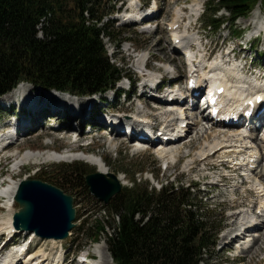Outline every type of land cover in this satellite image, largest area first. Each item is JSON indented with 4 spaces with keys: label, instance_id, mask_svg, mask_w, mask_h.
<instances>
[{
    "label": "rangeland",
    "instance_id": "1",
    "mask_svg": "<svg viewBox=\"0 0 264 264\" xmlns=\"http://www.w3.org/2000/svg\"><path fill=\"white\" fill-rule=\"evenodd\" d=\"M128 1L129 0H98L102 9L106 12L115 11L113 16L108 15L104 20L105 24L109 27L108 31L113 35V37L103 36V41L108 49L109 57L111 61L119 67L123 74H127L132 79L139 80L141 69H138L137 66L143 65L145 62H148V67L150 69L159 71V74L165 77L171 75L172 78H175L177 76L175 75L177 70L184 69L186 64L180 54L175 51L167 28L168 25L176 20L177 15L181 11L183 16H185V21L181 30L185 29L182 31V34L187 36V40H185L187 43H195L197 45L196 49L199 50L201 49V45L204 47L206 46L207 52H214L215 57H222L220 55H225L226 51L236 48V52L240 58H244L243 63H247V70L251 72V64H253L252 70L259 67L264 69V34L258 40H253L250 44H246L253 28L251 26L247 28V23H244L243 19L237 20L233 24L223 25L216 33L208 30L205 24L209 21V18L207 14L208 11L205 12V9L207 5L210 4L211 0H157L159 7L162 10V16L160 19H157L156 22H163V24H160L158 27L153 23L150 26H137L134 23L123 25V22H126V18L124 14H119L117 16V12L121 9L123 3L126 5ZM259 4H261L258 7H260L259 11L263 14V16L261 15V18L264 22V3L260 2ZM148 5H153V1H147L145 6ZM135 14H138V12L135 11L134 15ZM116 16L120 17V19H116ZM218 16L227 19L229 14L227 11L222 10ZM133 20L134 18L131 21ZM189 25L191 26L188 27ZM187 28H189L188 31ZM147 30L150 31V33L146 32ZM239 30H242L243 34L246 33V35L237 38L235 32ZM254 31L257 32L256 30ZM39 36L42 37L41 34H39ZM143 59H145V61H143ZM137 71H139V73H137ZM171 72L173 73L171 74ZM185 78L186 76L183 75L180 82L185 83ZM168 80L170 81V79ZM119 86H123L127 89L128 79L125 78L121 80L116 88H119ZM136 87L135 89L131 88L132 91H135L129 94V102L123 106L124 100L122 97V99L115 105L116 110L124 108V110L132 112L133 114H139L143 117H153L158 120L159 123H162L166 116L172 115V118L174 116L177 117L175 111L180 109L179 105L167 106L169 108L162 107L164 111L160 110L161 112L155 109H153L155 111H152L150 109L152 106L149 105L150 103L153 104L152 102L146 101L145 99H137L138 90H136ZM31 90L38 92V95H41L38 99L39 104H43L46 99L50 100V97L45 95L44 91L38 90V88L35 89L33 86ZM98 97L99 96H94L91 99L94 100ZM108 98L109 101L105 107L111 105L109 94ZM153 105L158 106L159 103ZM98 107L101 106L98 105ZM168 109L175 111H173V114L171 113L169 115L170 112ZM9 115L10 113L8 111L0 108V121H4ZM62 118L63 116H56L50 121L47 115L42 116L40 118L42 124L41 127L34 129L28 135H24L13 147L12 152L7 153L8 155L12 154L14 157L8 158V155L6 154L7 159L3 161V165L0 168V189L2 185L6 188L10 183L16 181L19 182L26 178L45 180L47 177H50L61 180L65 172L70 173L72 171L68 168V166L72 164L78 165V169L84 177L89 174L98 173V167L87 162L81 156L67 161L51 160L48 159L47 156L38 160H35L34 158V160L22 169L18 168L20 171H17L16 169L18 167L16 161L21 157V154H23L24 151L30 149L33 151L40 150L41 152L50 151L48 153H51L52 151L64 153L71 150L70 147L74 146V142H76L77 139L82 138L83 140L80 141L79 145L83 146L82 148L84 149L87 147L89 149L87 153L90 154L91 152L92 154L105 155L104 158L109 164L110 172L123 178V188L133 187L134 178L138 179V182L141 183L142 186L148 185L150 189H160L163 184L170 185L171 183L187 189L189 185L194 184L195 188L190 191L195 196H199V200H201V197L205 198L203 202L211 205L210 212L208 213L217 214V219H215V216L213 221L218 224L217 227L221 226V229H224L221 232L218 246L216 249L211 250L206 256L207 262H209L208 264H264V240L261 239V241L258 242V238H260V235H262L264 231L263 233H259L256 240L254 239V244L257 242L255 247L259 245L261 248H259L260 252L257 253L258 255L253 258L251 257L249 250L241 253L240 258H235L234 248L231 249V247L227 246L225 249H222L224 240L223 234H227L229 232L228 230L233 228L234 221L236 220L235 217H233V211L237 210L239 207L234 206L242 202H247L249 205H253L254 202L259 204L258 201L260 199L257 197L255 191L253 190V192H251L253 189L252 184L257 181V177L252 175V183L243 187L240 190V194L236 196L237 199H235L232 194L235 187L233 185H239L241 181L240 179H231L230 183L232 186L229 188L223 185L224 179H222L220 184L219 181L223 178L221 176L222 170L218 169V167L221 168V166L220 162L216 161V158L215 160L210 161L207 159L208 162H202V160H200V162L195 165L197 166L198 171L193 170L192 167L194 166L193 162L196 159H201L200 153L202 154V151L205 149L209 150V147L213 146V144H211L213 141H218L214 136L216 137L221 134V130L217 129L211 131L209 128L206 129L200 125L196 127L197 129L195 128L193 130L191 137L179 144V147H182V150L189 154L180 161L176 154L163 155L162 157L159 154V148L137 146L131 141H126L118 136L107 134L105 131H89L88 129H83L75 132L70 131L69 129H63L60 127L56 128L49 125L50 123H53L61 126L63 123L61 121ZM44 131L48 132L50 139L38 137L39 134ZM197 131L200 132L201 136L198 140L191 141L194 138V135L197 134ZM214 131L216 133H214ZM227 131L229 135L234 132H231V130ZM208 133H210V135ZM225 133L227 134L226 131ZM208 135L210 137H208ZM110 146L112 149H109ZM176 148L177 146H172L169 147L168 150H174ZM19 150H21L20 155ZM75 153L82 155L81 151ZM207 165L209 168H207ZM216 182L220 185H214ZM62 183H68L70 187H67L64 191L75 198V208L77 209V219L75 221L76 229L73 230L71 237L63 241L43 240L36 237L35 245H33L30 254L39 258L43 253H46V256L51 257V260L60 259V261L61 257L64 256L69 260L68 264H78L76 259H74L78 253H83L85 255H87L88 252L90 254L94 253L92 254L93 260L91 262L100 259L101 254L106 257V248L103 247V243L106 244L107 251L110 253L106 241L107 234H103L101 240L98 242L94 241L91 236L95 231L94 227L97 225L98 221L107 222L108 232H113L111 213L104 208L106 205L103 202L90 193L89 187L86 185L85 180L83 183L82 178H69L63 180ZM9 199L10 198H3V200H0L1 233L7 232L8 229H10L6 224L8 220L7 218H9L10 215L12 216L18 209L17 204L15 210H10L8 208V204L10 205ZM261 220L262 219H260V222ZM20 239L22 241L21 244H28L27 239L23 242V234L20 235ZM229 250L232 251L228 252Z\"/></svg>",
    "mask_w": 264,
    "mask_h": 264
},
{
    "label": "trees",
    "instance_id": "2",
    "mask_svg": "<svg viewBox=\"0 0 264 264\" xmlns=\"http://www.w3.org/2000/svg\"><path fill=\"white\" fill-rule=\"evenodd\" d=\"M261 1L211 0L206 27L217 32L248 17ZM222 10L227 19L218 16ZM110 13L98 0H0V96L21 82L76 95L113 88L123 72L111 62L103 41V36L113 37L104 22ZM68 168L72 171L61 180L45 181L63 190L70 187L63 180L82 178L84 183L77 164ZM190 190L174 183L150 189L134 178L133 187L104 207L112 215L113 232L98 221L91 237L98 242L107 234L116 264H208L221 226L213 221L217 214L208 213L211 205Z\"/></svg>",
    "mask_w": 264,
    "mask_h": 264
},
{
    "label": "bare ground",
    "instance_id": "3",
    "mask_svg": "<svg viewBox=\"0 0 264 264\" xmlns=\"http://www.w3.org/2000/svg\"><path fill=\"white\" fill-rule=\"evenodd\" d=\"M137 1L138 0H131V2H132L131 5H133ZM259 5H261V4H259ZM259 8L260 7H258L257 9H255L253 11V13H252V15H251L250 18H248L246 20L243 19V22L244 23L246 22L247 25L253 27V31L252 32H255L254 30H256L257 33H259L262 29H264V22H263V20L261 18V14H260ZM133 11L134 12L131 14V16H134L135 11H137L139 13L137 7L134 8ZM178 48H176V49H178ZM221 59H223V56L222 57H217L212 63L209 64V66H213L215 68L214 71H219L220 73L222 71L223 72L224 71H227L231 75L233 74L236 77H239V78L242 79V81L239 82V83H237V84H230L229 85L231 87L230 96L234 97L235 100L237 99V101H240L243 98V96L250 95L253 92V90L256 89V87H259L258 89H260V90H264V83H263L264 81H260V80H258V82L257 81H254V79H253L254 74H253L252 77H250L249 75H247V77H246V75L243 76L242 75V72L240 70L239 65L236 64V63L235 64H232V65H228V66L221 65ZM143 61H145V59H143ZM260 72H262V71H260ZM220 77L221 78H225V76L222 75V74L220 75ZM216 82L217 81L215 80L214 83H216ZM25 86H28V87H25ZM245 86L251 87V90H248V91L247 90L246 91L245 90H242V88H244ZM27 88L31 89L32 86L31 85H28V84H21V85H19L16 88V90L14 91V93L9 98H13V96H17V95L19 97H21L22 94H23V92L26 93L28 91ZM153 100H154V102L159 101V99H157V98H154ZM149 105L152 106L150 108L152 111H155V110H158V111L163 110L164 111V109H163L164 107L173 106V105H179V104H178V99H177L176 103H173V104H167L165 102H161V103H159L158 106L153 105L151 103ZM153 109H155V110H153ZM173 111H175V110H173ZM173 111L172 110H169V112H170L169 115L171 113L173 114L174 113ZM61 112L62 111H59L58 108L57 109H53V108L52 109L51 108L48 109L47 106H43V105H41V108L40 109L38 107H36L31 112H29V113H31L30 116L22 123L23 129H24V131L26 130L28 132L32 128H34L35 126L39 125V120H40V118L42 116L52 115V114L57 115V114H60ZM71 114H74V113H71ZM175 114L177 115V117L174 116L173 119H172V122H173V125H175L178 128L179 127L178 124L180 123L179 122V119H180L179 118V114L180 113H175ZM80 115H83V116H88L89 115L88 110H86V108H84L83 105H82V110H81V114ZM171 116H166V117H171ZM182 116H183V114H182ZM191 120H192V118H191ZM192 122L194 124L188 126V129H189V131H190L191 134L193 133V130L196 127H198L199 125L201 127H203L201 124H198L197 121H192ZM31 124H33V126H31ZM206 129H208V128H206ZM217 129L222 131L221 134L217 135L216 137L214 136V138L215 139L217 138L218 141H216V140L213 141L211 143V144H213V146L212 147H209V150L208 149H205V150L202 151V154L200 153L201 159H196L193 162V165H194V166H192L193 167V170H197L198 171L197 166H195V165L198 164V162H200V160L207 161V159H209V158H206L205 159V156L206 155L210 156L212 152H216L219 155L224 154V155L228 156L231 153L230 152V149L233 148V147H236V145H239L241 151L244 149V152L245 153H253L254 152V149L251 148L254 145L252 144V142H247L249 139L241 136V134L239 133L240 130H236V131L233 132V134L231 133V135H229L228 134V131L226 130L227 129L226 127L225 128H222L219 125H213L211 128H209V130H211V131L217 130ZM225 131L227 132L228 135L225 133ZM120 132H121V130L119 128L113 129V135H115V136H119L120 135ZM214 133H216V132L214 131ZM208 134L210 135V133H208ZM209 135H208V137H210ZM45 136H49L48 132H46V131H44L43 133L39 134L38 137L41 138V137H45ZM200 136H201L200 132L197 131V134L194 135V138L191 141L198 140ZM234 139H238L237 142H235ZM257 139H258V137H257ZM81 140H83V139L82 138L77 139L76 142H74V146L70 147L71 150H68V152L66 151L64 153H59V152L56 153L54 151H52L51 153H45V152L44 153H41V152L40 153L39 152H36V153H28L23 158H21L22 160L20 159L21 161L19 160L16 163V165L18 166V167L16 166L17 167L16 169H17V171L18 170L20 171V169H22L25 164L31 162L32 160H34V158H35V160H38V159H41V158L47 156L48 159H51V160L67 161V160L79 158L78 156L83 157V155H78L75 152L84 151V153H86L87 155H89V156L84 157V159L87 162H89V163L94 164L95 166H97L99 173L107 174V175L110 174L111 172H110L109 164L106 162V159L104 158L105 155L104 154H101V155L92 154L91 152H90V154L87 153V151L89 149L87 147H86V149H84V148H82L83 146L79 145ZM183 141L184 140L179 141V144L182 143ZM253 143L254 144H257V142H255V141H253ZM179 144L176 145L177 146L176 149H174V150H168V147H166L163 150H161L159 152V154L162 157H163V155L165 156V155H169V154L170 155L176 154L179 157V160L181 161L183 158H185L189 154H187L186 152H184L182 150L183 148L182 147H179ZM190 144H192V143H190ZM220 148H222V149L219 150ZM109 149H112L111 146L109 147ZM245 149H247V150H245ZM13 157L14 156H11V158H13ZM224 166H225V164H224ZM189 167H191V166H189ZM18 168H20V169H18ZM207 168H209L208 165H207ZM256 176L259 177L257 174H256ZM119 180H120V182L124 183L123 182V178H120L119 177ZM21 181H19V182L16 181L14 183H10L8 185V187L0 190V193H1L0 195L1 196H4V198H10L9 199L10 205L8 204V208H10L12 210H14V208H15L14 198H15L16 191H17V188L19 186V183ZM255 189H256V191H258V196L261 197L262 200H263V201H261V204L263 206L264 205L263 204V202H264V189L261 188L258 184L255 185ZM7 196H9V197H7ZM243 206H249V205L247 204V202H242V203H239L238 205H235L234 207H243ZM262 213H264V209H262ZM13 215H14V213H13ZM13 215L12 216L10 215V217L7 218L8 220L6 222V224L8 225V227L10 229L13 228V225H12L13 224ZM237 216L238 217L241 216V219H240L239 222H236V220H235L234 226L237 224L238 225V230H243V228H245V227L249 228L248 229L249 231L246 229V234H244V235H246L248 237L247 240L253 241V246L249 249V253H250L251 257L253 258L254 256L258 255L257 254L258 252H260L259 251V248H261V246L258 245L257 247H255L257 245V242L255 241L256 243L254 244V239L256 240V237H258L259 233H263V231H264V219L261 220L263 222H260V219L264 218V215L261 216V215L256 214L254 216V220L251 221L250 224L246 223V219L247 218H244V217L247 216V211H241V212L235 211L234 214H233V217H235V219H236ZM35 237H37V236H35ZM251 237H253V238H251ZM245 239L246 238H244L243 240H245ZM261 239L264 240V233L262 235H260V238H258V242L261 241ZM230 244L231 243H229L228 245H230ZM103 247L106 248L105 249V253H106L107 256L104 257V255L101 254L100 259L96 260L95 262H91V264H115L114 261H113V259H112V257H111V255H110V253L107 251V246H106L105 243H103ZM19 251L20 250H16V251L15 250H11V251H9L8 252V258H6L4 264H40L39 263V259H41V257L37 258L36 256H32V254H28V255L20 254ZM89 254L90 253L88 252L87 255H89ZM91 254H94V253H91ZM98 254H99V252H98ZM42 257H44V256H42ZM57 260H58V262H56L55 264H60V262H61L60 259H57ZM81 261L82 260H80L78 262V264Z\"/></svg>",
    "mask_w": 264,
    "mask_h": 264
},
{
    "label": "water",
    "instance_id": "4",
    "mask_svg": "<svg viewBox=\"0 0 264 264\" xmlns=\"http://www.w3.org/2000/svg\"><path fill=\"white\" fill-rule=\"evenodd\" d=\"M86 184L91 194L105 204L122 191V184L113 173L90 174ZM15 200L19 210L14 215V226L21 232L35 233L43 239L64 240L76 227L74 197L54 185L42 180H23Z\"/></svg>",
    "mask_w": 264,
    "mask_h": 264
}]
</instances>
